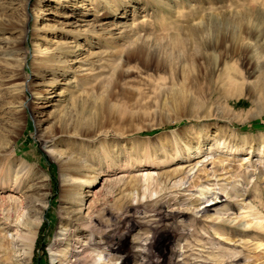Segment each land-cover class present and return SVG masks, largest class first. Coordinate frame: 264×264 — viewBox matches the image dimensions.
<instances>
[{"label":"rangeland","instance_id":"obj_1","mask_svg":"<svg viewBox=\"0 0 264 264\" xmlns=\"http://www.w3.org/2000/svg\"><path fill=\"white\" fill-rule=\"evenodd\" d=\"M25 243L264 264V0H0V264Z\"/></svg>","mask_w":264,"mask_h":264},{"label":"bare ground","instance_id":"obj_2","mask_svg":"<svg viewBox=\"0 0 264 264\" xmlns=\"http://www.w3.org/2000/svg\"><path fill=\"white\" fill-rule=\"evenodd\" d=\"M176 39V38H175ZM212 56V55H211ZM194 62H195V59H194ZM22 206H23V204L21 203L20 204V208H22ZM9 214V216H12L13 217V213H8ZM20 217H22V215H20V214H18L17 215V218H19V220L21 219ZM58 240H61V238H58L57 237V239L56 240H54L55 242L53 243V246L56 244V242L58 241ZM18 256H19V260L20 261H22L21 262V264H25V259H27V257H28V254H29V249H28V247H26V243H25V246H23V248L22 247H18ZM51 255H53L52 253H51ZM54 256V255H53ZM10 258V257H9ZM53 258V257H52Z\"/></svg>","mask_w":264,"mask_h":264},{"label":"trees","instance_id":"obj_3","mask_svg":"<svg viewBox=\"0 0 264 264\" xmlns=\"http://www.w3.org/2000/svg\"><path fill=\"white\" fill-rule=\"evenodd\" d=\"M53 174V173H52ZM54 179L56 180V177H54Z\"/></svg>","mask_w":264,"mask_h":264}]
</instances>
